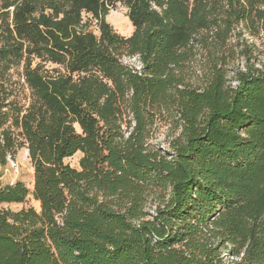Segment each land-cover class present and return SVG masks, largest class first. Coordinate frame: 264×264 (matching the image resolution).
<instances>
[{
  "label": "trees",
  "instance_id": "1",
  "mask_svg": "<svg viewBox=\"0 0 264 264\" xmlns=\"http://www.w3.org/2000/svg\"><path fill=\"white\" fill-rule=\"evenodd\" d=\"M2 1L0 169L25 149L33 186L0 187V264H264V75L226 79L230 42L264 34V0ZM116 4L128 37L105 20ZM198 49L209 71L193 87ZM21 60L25 109L6 80ZM163 115L170 157L150 143ZM76 152L79 170L63 162ZM28 196L39 211L9 208Z\"/></svg>",
  "mask_w": 264,
  "mask_h": 264
},
{
  "label": "rangeland",
  "instance_id": "2",
  "mask_svg": "<svg viewBox=\"0 0 264 264\" xmlns=\"http://www.w3.org/2000/svg\"><path fill=\"white\" fill-rule=\"evenodd\" d=\"M41 1V0H40ZM43 2H56L57 0H42ZM13 11V7L4 8L3 1L0 0V24L3 18L8 19ZM49 10H45L44 14H47ZM5 14V15H4ZM10 18V17H9ZM106 22L112 27V29L120 36L128 37L132 34L133 28L127 19V9L122 4H116L113 10H110L105 17ZM81 25L84 30L92 32L94 35H98L97 22L89 14L82 13ZM237 48V52L235 49ZM229 55L234 52L232 56V64L229 65L226 70L227 84L232 88L236 89L239 82L236 80L238 73L247 74L253 73V75H264V34L261 33L257 37L243 36L239 41L232 40L230 46L227 48ZM251 51L254 58L248 63L245 52ZM226 53V54H228ZM229 55L227 56L229 58ZM226 57V58H227ZM195 65L189 70H184V76L186 82L191 84L193 87H199L204 84L206 75L209 70H199L198 66L201 63L206 62V54L201 49H198L196 55ZM231 63V62H230ZM30 69L40 67V70L44 72H51L56 70L62 72V68L49 63H42L38 59H32L30 62ZM134 66H138L137 61L132 62ZM252 65V66H251ZM192 66V65H191ZM251 66L253 70H247ZM25 67L24 60H21L19 64L11 66L7 73V88L11 92L9 100L22 106L24 109L33 102V94L27 88L23 81L22 70ZM55 75V74H53ZM178 118V117H177ZM176 118V119H177ZM176 122L175 119L169 117V115H163L154 124L151 132L150 143L153 145L154 150L162 156H171L172 154V143L179 134V129L173 125ZM82 154L76 152L72 156L64 159V164L70 168L79 170V161ZM16 181L22 182L26 188L31 191L33 186V168L27 157V151L21 149L13 156V158H7V164L4 168L0 169V187L6 184H12ZM149 199V202H154ZM151 204V203H149ZM147 211L152 214L153 209ZM32 207L36 211H39V204L35 202L31 196H28L25 203L22 205H11V210H19L21 208ZM224 254V250L222 251ZM225 255V254H224ZM223 256V255H222ZM236 259L230 257H224V264H231Z\"/></svg>",
  "mask_w": 264,
  "mask_h": 264
},
{
  "label": "built area",
  "instance_id": "3",
  "mask_svg": "<svg viewBox=\"0 0 264 264\" xmlns=\"http://www.w3.org/2000/svg\"><path fill=\"white\" fill-rule=\"evenodd\" d=\"M127 61H128L129 63H132V62H134V61H137V59H136V58H132V59H128ZM137 69L139 70L140 68L137 67Z\"/></svg>",
  "mask_w": 264,
  "mask_h": 264
}]
</instances>
